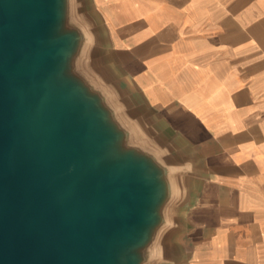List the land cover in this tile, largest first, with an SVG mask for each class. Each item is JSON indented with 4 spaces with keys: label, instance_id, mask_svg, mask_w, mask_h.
I'll return each mask as SVG.
<instances>
[{
    "label": "water",
    "instance_id": "water-1",
    "mask_svg": "<svg viewBox=\"0 0 264 264\" xmlns=\"http://www.w3.org/2000/svg\"><path fill=\"white\" fill-rule=\"evenodd\" d=\"M82 0H0V264H162L185 164L98 63Z\"/></svg>",
    "mask_w": 264,
    "mask_h": 264
},
{
    "label": "crops",
    "instance_id": "crops-1",
    "mask_svg": "<svg viewBox=\"0 0 264 264\" xmlns=\"http://www.w3.org/2000/svg\"><path fill=\"white\" fill-rule=\"evenodd\" d=\"M98 63L184 162L162 264H264V0H82Z\"/></svg>",
    "mask_w": 264,
    "mask_h": 264
}]
</instances>
